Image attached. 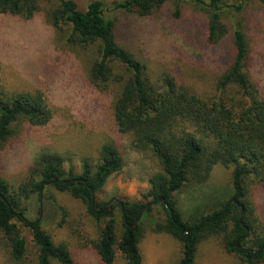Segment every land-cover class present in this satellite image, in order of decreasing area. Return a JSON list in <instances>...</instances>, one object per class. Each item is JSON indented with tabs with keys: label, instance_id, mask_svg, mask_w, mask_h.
Instances as JSON below:
<instances>
[{
	"label": "trees",
	"instance_id": "1",
	"mask_svg": "<svg viewBox=\"0 0 264 264\" xmlns=\"http://www.w3.org/2000/svg\"><path fill=\"white\" fill-rule=\"evenodd\" d=\"M52 1L53 6L44 10L41 0H0V14L29 20L41 13L54 29L69 28L67 45L95 56L86 76L90 84L102 92L118 87L113 91L118 132L128 136L134 149L151 151L163 171L151 177V188L143 195L150 201L120 199L124 210L119 202L111 204L112 209L120 208L123 232L119 241L117 218L108 203L96 198L108 179L124 168L119 145L104 144L100 163L93 167L84 161L81 174L73 167L66 171L63 157L43 155L30 169L29 182L24 185L12 187L0 178V231L15 260L29 253L20 222L32 232L37 247L33 264H52V260L81 264L65 244L54 243L40 217H25L23 199L33 192L40 199L43 190L51 186L81 200L97 221L109 217L100 237L90 245L104 264L115 262L116 244L126 264H143L139 246L142 223L155 203L162 204L167 217L163 222L151 219L152 230L167 233L181 244L176 264H194L200 242L221 233L225 234L227 252L237 255L242 264L264 263V237L256 234L258 208L249 201L250 185H264V84L255 69L264 60V8L259 12L246 9L250 0H113L111 7L103 0H90L85 7H80L78 0ZM260 1L264 5V0ZM168 6L167 18L172 24L184 20L194 25L192 31L196 30L200 43L217 48L219 93H197L177 67H165L153 75L143 59L149 46L138 22L159 16ZM1 81L0 66L1 144L12 140V126L19 120L33 126L51 122L53 111L44 92L8 93ZM231 89L235 95H229ZM218 164L233 168L231 198L209 214L184 220L175 193L196 184L194 175L206 181Z\"/></svg>",
	"mask_w": 264,
	"mask_h": 264
},
{
	"label": "rangeland",
	"instance_id": "2",
	"mask_svg": "<svg viewBox=\"0 0 264 264\" xmlns=\"http://www.w3.org/2000/svg\"><path fill=\"white\" fill-rule=\"evenodd\" d=\"M89 1L78 0V3L80 7H85ZM103 1L108 7L113 3V0ZM225 1L239 3V0ZM53 2L41 0L42 8L50 9ZM263 8L260 0H250L246 4V9L256 12ZM169 11L168 6L159 16L138 22L143 26V40L149 46L148 56L145 55L147 59H143L148 61L153 75L159 74L165 67H177L185 74L186 83L197 93H219L216 82L221 60L216 54L217 48L202 45L200 37L195 36L196 30L192 31L194 25L184 20L172 24L167 18ZM192 11L197 10L192 8ZM64 29H54L41 13L29 20L0 14L2 87L12 94L40 90L46 95L53 111V118L46 126H33L23 119L13 124L12 140L8 144L0 143V178L12 187L24 185L29 182L30 169L43 155H59L65 159L66 171L73 167L76 174H81L83 162L88 160L93 167L98 165L102 146L112 142L119 145L125 165L98 191L97 201L108 204L113 198L129 202L150 201L151 198L144 199L143 195L151 188V177L162 172L163 168L151 151L134 149L128 136L118 132L113 115V91L118 87L111 86L102 92L90 84L87 77L95 56L92 52L83 54L72 50L66 42L70 29ZM261 32L264 37V27ZM139 48L144 51L143 46ZM255 69L264 84V60ZM229 95H235V91L231 89ZM232 170L215 165L206 181H203L204 177L194 175L196 184L186 185L175 193L184 220L209 214L231 198ZM249 190V201L258 208L256 234L263 238L264 185L253 183ZM22 208L27 219L40 217L54 243L65 244L79 263L104 264L90 245L100 237L109 217L97 221L81 200L51 186L43 190L40 199L34 192L24 198ZM110 208L112 216L117 218L116 238L119 241L123 232L120 208L115 206L112 209L111 205ZM166 217L162 204L155 203L143 220L140 241L143 264H176L179 260L181 244L166 233L152 230L151 219L163 222ZM19 224L27 239L29 253L24 259L15 260L0 231V264L34 262L37 247L32 232ZM224 238L225 234L221 233L200 242L194 264H242L237 255L227 252ZM115 249L113 264H126L118 244ZM52 264L59 263L52 260Z\"/></svg>",
	"mask_w": 264,
	"mask_h": 264
},
{
	"label": "water",
	"instance_id": "3",
	"mask_svg": "<svg viewBox=\"0 0 264 264\" xmlns=\"http://www.w3.org/2000/svg\"><path fill=\"white\" fill-rule=\"evenodd\" d=\"M95 195V194H94ZM113 202H119L120 204H121V207H122V209L124 210V203L120 200V199H118V198H114L111 202H110V204H108V206H107V208L109 209L110 208V205H111V203H113ZM142 215V214H141ZM141 217V216H140Z\"/></svg>",
	"mask_w": 264,
	"mask_h": 264
},
{
	"label": "crops",
	"instance_id": "4",
	"mask_svg": "<svg viewBox=\"0 0 264 264\" xmlns=\"http://www.w3.org/2000/svg\"><path fill=\"white\" fill-rule=\"evenodd\" d=\"M167 234V233H166ZM169 235V234H168ZM139 246H140V244H139ZM141 251V250H140ZM141 254H142V252H141ZM180 256V255H179ZM142 258H143V255H142Z\"/></svg>",
	"mask_w": 264,
	"mask_h": 264
}]
</instances>
